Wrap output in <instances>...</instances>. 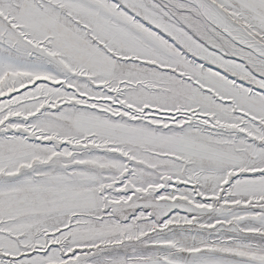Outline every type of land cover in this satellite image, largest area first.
<instances>
[{
	"label": "snow or ice",
	"instance_id": "6c2138e0",
	"mask_svg": "<svg viewBox=\"0 0 264 264\" xmlns=\"http://www.w3.org/2000/svg\"><path fill=\"white\" fill-rule=\"evenodd\" d=\"M0 264H264V0H0Z\"/></svg>",
	"mask_w": 264,
	"mask_h": 264
}]
</instances>
